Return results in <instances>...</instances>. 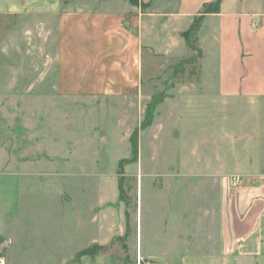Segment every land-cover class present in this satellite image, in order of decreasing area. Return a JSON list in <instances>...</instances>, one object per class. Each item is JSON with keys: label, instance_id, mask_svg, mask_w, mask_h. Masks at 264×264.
<instances>
[{"label": "rangeland", "instance_id": "374dc122", "mask_svg": "<svg viewBox=\"0 0 264 264\" xmlns=\"http://www.w3.org/2000/svg\"><path fill=\"white\" fill-rule=\"evenodd\" d=\"M59 1L77 5L0 6V264H203L215 225H163L171 187L181 204L202 188L188 176L207 170L200 96L187 99L202 92V17L172 52L164 37L146 55L142 93L59 97ZM256 120L254 171L228 157L223 166L241 183L264 178V99Z\"/></svg>", "mask_w": 264, "mask_h": 264}, {"label": "crops", "instance_id": "0c3cea01", "mask_svg": "<svg viewBox=\"0 0 264 264\" xmlns=\"http://www.w3.org/2000/svg\"><path fill=\"white\" fill-rule=\"evenodd\" d=\"M214 1L99 0L88 6L75 0L74 9L59 1L56 87L59 97L113 96L131 89L142 93L146 55L161 52L164 37L172 52L174 41L202 17V92L187 99L200 96L197 131L207 170L188 176L203 184L200 190L187 192L181 204L178 187H171L170 217L163 225H215L216 236L205 238L204 244L217 246V251L210 252L203 264H258L264 262V178L234 184L233 173L226 175L223 166L227 157L243 173H252L258 164L264 0H222L219 12L204 13L205 5ZM17 3L0 0L3 11H14ZM178 206L190 214L185 224L178 223Z\"/></svg>", "mask_w": 264, "mask_h": 264}, {"label": "trees", "instance_id": "16d2710c", "mask_svg": "<svg viewBox=\"0 0 264 264\" xmlns=\"http://www.w3.org/2000/svg\"><path fill=\"white\" fill-rule=\"evenodd\" d=\"M221 1L222 0H215L213 3H210V4L205 5V7H204V13H208V12H214V13H216V12H219L220 11V7H221ZM194 24H195V22L193 23V25ZM192 26H191V28H193ZM191 28H189L188 31H186L184 33V37L186 39H188V34L190 33ZM154 105H155V103L150 104L149 105V110H151L152 108H154ZM148 115L150 116V112H149Z\"/></svg>", "mask_w": 264, "mask_h": 264}, {"label": "built area", "instance_id": "2783aa9c", "mask_svg": "<svg viewBox=\"0 0 264 264\" xmlns=\"http://www.w3.org/2000/svg\"><path fill=\"white\" fill-rule=\"evenodd\" d=\"M232 180H233L234 184H239V183H241L242 178L240 175H233Z\"/></svg>", "mask_w": 264, "mask_h": 264}]
</instances>
